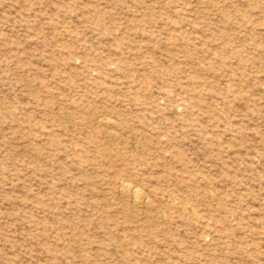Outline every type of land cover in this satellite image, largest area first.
<instances>
[{
  "label": "rangeland",
  "instance_id": "1",
  "mask_svg": "<svg viewBox=\"0 0 264 264\" xmlns=\"http://www.w3.org/2000/svg\"><path fill=\"white\" fill-rule=\"evenodd\" d=\"M0 264H264V0H0Z\"/></svg>",
  "mask_w": 264,
  "mask_h": 264
},
{
  "label": "bare ground",
  "instance_id": "2",
  "mask_svg": "<svg viewBox=\"0 0 264 264\" xmlns=\"http://www.w3.org/2000/svg\"><path fill=\"white\" fill-rule=\"evenodd\" d=\"M123 187L126 189H129V190H134V193H138V190L136 189V188H138V187H133L130 183H124L123 184ZM136 198H137V196H136Z\"/></svg>",
  "mask_w": 264,
  "mask_h": 264
}]
</instances>
